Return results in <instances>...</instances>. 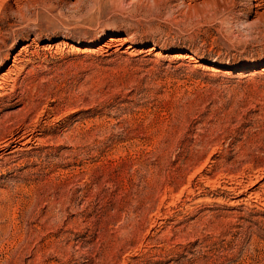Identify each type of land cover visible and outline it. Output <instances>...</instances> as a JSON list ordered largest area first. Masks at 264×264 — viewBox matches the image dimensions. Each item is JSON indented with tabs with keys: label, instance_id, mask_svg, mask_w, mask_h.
<instances>
[{
	"label": "rangeland",
	"instance_id": "374dc122",
	"mask_svg": "<svg viewBox=\"0 0 264 264\" xmlns=\"http://www.w3.org/2000/svg\"><path fill=\"white\" fill-rule=\"evenodd\" d=\"M0 83V264H264V0H0Z\"/></svg>",
	"mask_w": 264,
	"mask_h": 264
},
{
	"label": "bare ground",
	"instance_id": "6f19581e",
	"mask_svg": "<svg viewBox=\"0 0 264 264\" xmlns=\"http://www.w3.org/2000/svg\"><path fill=\"white\" fill-rule=\"evenodd\" d=\"M77 50L79 51V48H77ZM214 69V70H213ZM211 71H218V69L212 68ZM1 83H0V89H1Z\"/></svg>",
	"mask_w": 264,
	"mask_h": 264
}]
</instances>
